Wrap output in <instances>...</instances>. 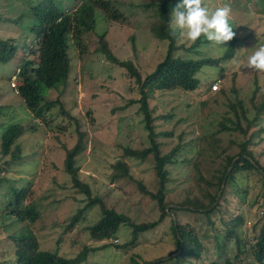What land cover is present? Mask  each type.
I'll list each match as a JSON object with an SVG mask.
<instances>
[{"label": "rangeland", "instance_id": "rangeland-1", "mask_svg": "<svg viewBox=\"0 0 264 264\" xmlns=\"http://www.w3.org/2000/svg\"><path fill=\"white\" fill-rule=\"evenodd\" d=\"M60 1L68 11L80 2ZM34 2L0 0V35L18 36L23 41V21L13 24L12 20ZM115 2L126 19L120 22L105 20L100 16L101 11H96L95 29L84 33V41L78 46L70 41L68 78L58 87L45 90V100L57 98L59 101L51 104L40 118L33 117L23 98L16 93L17 85L15 88L10 86L9 76L15 72L18 63L13 60L0 62V133L12 123H20L26 130L15 141L21 148L20 158L11 160V153L3 156L0 152V178L3 180L0 183V208L8 200V190L12 193L13 188L26 187L25 202L35 204L40 213L36 222L27 224L37 236L40 248L66 257L76 256L85 246L111 242V239L101 242L91 239L88 227L101 218L100 205L87 204L88 196L73 185L64 168L66 149L76 144L80 133L83 134V147L74 156L75 164L79 180L89 186L91 198L100 196L108 208L113 207L137 223L156 220L161 212L154 199L140 190V184L151 192L159 188L154 157L149 154L143 159L126 158L123 149L126 146L132 149L150 146L143 115L138 112L139 104L135 101L140 95L138 85L128 76L124 66L112 63L95 50L99 35L105 33L108 46L117 59L132 62L143 73L151 72L167 52V40L158 39L152 32L161 0ZM180 2L169 3L171 14ZM205 4L213 10L231 5L230 23L236 32L233 56L221 59L216 66L202 67L197 74L200 79L197 89L158 90L150 98L155 114L161 116L154 125L160 152L168 153L178 146L175 162L167 167L169 180L164 193L165 200L170 203L168 208L177 206L186 195L200 197L203 190L195 177V168L206 171L203 174L209 173V176L219 166V160L213 162L214 155L227 147L231 140L237 142L247 137L238 129H232L237 123L241 127L249 123L242 117L238 105L233 110L229 104L241 99L246 116L251 119L255 105L264 99V71L246 67L248 57L256 48L264 46V0H205ZM176 44L181 46L176 54L193 58L220 57L231 47V41L225 45L216 44L204 36L198 42L179 37ZM215 82H218V90L211 92V85ZM235 112L240 115L239 119ZM223 123L230 129H222ZM260 128L263 130L256 135L263 140L253 148L260 162L264 163V117H258L249 125L247 133ZM230 150L234 153L238 146L232 144ZM118 161L128 169L114 179L112 175ZM244 176L246 179H239L241 185L248 188L244 199L241 201L226 192L229 205H223L222 210L225 218L229 213L224 210L228 207L238 210L244 218L241 237L251 241L258 215L249 203L258 200L264 188L257 174ZM204 202L207 203V197ZM79 209L82 210L79 222L67 230V224ZM179 216L187 222L194 219L195 214L183 211ZM171 218L174 215L168 213L156 227L139 234L134 244L125 248H117L111 243L89 252L87 260L81 264H143L166 257L177 249ZM2 224L9 226L4 228ZM25 225L11 223V218L0 219V260L7 259L8 251L13 247L7 235L21 233ZM115 236L117 243L124 245L130 241L132 230L122 224ZM208 236L201 237L200 253L194 250L189 257H180L181 264H213L216 260H223V251H219L217 244L221 237L215 240L213 232ZM235 252L232 240L227 244L226 254L233 257ZM164 264L173 263L167 261ZM237 264L254 263L247 255L242 263Z\"/></svg>", "mask_w": 264, "mask_h": 264}, {"label": "trees", "instance_id": "trees-1", "mask_svg": "<svg viewBox=\"0 0 264 264\" xmlns=\"http://www.w3.org/2000/svg\"><path fill=\"white\" fill-rule=\"evenodd\" d=\"M80 2L71 11L63 7L60 0H35L27 10L20 14L19 17L12 20L13 24H20L23 21L22 32L24 40L20 41L18 36H2L0 35V62L8 63L16 61L18 63L19 73L16 81V93L23 98L26 107L34 115V118H40L44 111L50 108V105L59 99L47 101L44 98L45 90L56 88L68 78L70 70V41L78 46L84 41L83 34L93 31L96 26V11L100 10L102 17L110 21H124L126 19L123 11L118 7L115 0H79ZM178 0H161L158 3L157 19L152 26V32L160 40H167V52L165 56L156 63L155 68L151 72L143 73L139 67H135L130 61L119 60L113 55L108 43L105 39V33L98 37V43L95 50L104 54V56L112 63L124 66L128 76L133 78L138 85L139 98L135 99L139 104L138 112L142 113L143 125L148 131L150 146L138 149H132L128 146L124 147L125 157L145 158L152 154L155 161V169L159 177V188L156 192L145 189L140 184V190L154 199L160 209L158 219L147 222H135V220L124 214L117 212L113 207H107L103 199L98 196L91 198L89 186L82 183L78 178V166L75 162V154L83 147L82 137L80 133L76 144L66 149L64 158V168L71 176L73 185L88 196V205L98 203L100 205L102 216L92 226H89L91 239L95 242L106 241L100 246H85L76 256L66 257L58 254L53 250H43L39 246L37 236L27 224H33L39 218V210L33 203H26L25 197L27 188H13L11 193L8 190L6 199H8L0 208V219L11 218V223H26L21 233H13L7 235L12 240V248L8 251L9 257L0 260V264H81L87 260L88 253L97 248L105 247L111 243L115 247L125 248L129 244H134L139 234L146 230H151L162 222L164 216L172 213L171 228L175 235L177 249L170 252L166 257L147 261L143 264H164L167 261L173 264H181L180 257H189L194 250L198 254L201 250V237L209 238V232L214 233V239L219 241V251H223V260L214 261L213 264H237L242 263L245 256L251 257L252 263L264 264V189L260 193L258 200L249 203L250 207H255L258 215L255 221V234L253 240L247 241L241 237V225L244 223L243 216L236 208L226 209L224 211L229 214L225 218L223 205H229L226 192H231L234 197L241 201L244 199L248 188L242 186L239 179H243L244 175H256L259 178L261 186L264 188V163L260 162L259 156L255 154L254 148L259 141L263 140L259 132L263 130L247 133L249 125L258 119L264 117V99L255 105V113L251 119L246 116V109L241 99H237L236 103H230L229 106L237 109V105L241 109V114L249 123L246 127H241L239 123L232 127L238 129L243 135H247L245 139L240 141L231 140L227 147L221 148L214 155L213 162L219 160V166L216 167L209 176L204 175L201 169L195 168V177L201 183L200 197H190L186 195L184 200L177 206H170L166 199L165 184L168 182V166L175 162V153L178 146L171 149L168 153H161L159 142L156 140V132L154 130L155 121L161 117L155 114L154 108L150 104V98L158 90L182 89L184 91H193L198 88L200 79L197 76L204 66H216L223 58H231L233 56V42L231 47L220 57H183L176 54L181 48L176 44L179 34H172L170 27L171 12L169 3H175ZM4 20V19H3ZM26 20L27 22H24ZM21 32V33H22ZM30 33V34H29ZM202 37V36H201ZM200 37V38H201ZM197 39V42L200 40ZM82 46V45H81ZM194 46V45H193ZM80 48V47H79ZM183 48V46H182ZM14 73V72H13ZM11 75L9 76L10 79ZM133 100V102H135ZM237 119L240 115L235 112ZM222 129H230L226 124H221ZM25 128L20 123H12L3 128L0 133V152L3 156L11 153V160L20 158L21 148L15 141L25 132ZM238 146V150L231 152V145ZM180 146V145H179ZM182 146V145H181ZM233 165L226 175V172ZM198 163H195V166ZM116 172L112 177L117 179L122 173L127 172V166L118 161L115 166ZM226 175V176H225ZM225 177L224 186L221 188ZM246 179V177H245ZM0 178V183L2 182ZM200 189V188H199ZM200 189V190H201ZM221 190L220 194L219 191ZM207 197V203L204 202ZM257 204V205H256ZM233 210L232 211H230ZM81 209L77 211L70 219L66 229L70 230L79 222ZM194 213V219L183 222L179 216V212ZM197 215V216H196ZM127 225L132 230V237L124 245L113 242L118 238L115 233L120 225ZM9 225L2 224L1 227ZM234 241L236 252L233 257L226 254L227 244ZM247 245L249 252H247ZM193 251V252H192ZM180 260V261H179Z\"/></svg>", "mask_w": 264, "mask_h": 264}, {"label": "clouds", "instance_id": "clouds-1", "mask_svg": "<svg viewBox=\"0 0 264 264\" xmlns=\"http://www.w3.org/2000/svg\"><path fill=\"white\" fill-rule=\"evenodd\" d=\"M231 12L230 4L213 10L205 4V0H181L171 14L172 34L178 33L180 38L186 37L193 42L204 36L208 41L225 45L236 36L230 23ZM246 67L264 71V46L256 48L248 57Z\"/></svg>", "mask_w": 264, "mask_h": 264}, {"label": "built area", "instance_id": "built-area-1", "mask_svg": "<svg viewBox=\"0 0 264 264\" xmlns=\"http://www.w3.org/2000/svg\"><path fill=\"white\" fill-rule=\"evenodd\" d=\"M18 72H19V68L16 69V72L10 78V86H12L13 88L16 87V80H17ZM217 90H218V82H215L211 85L210 91L215 92ZM112 241L118 242L117 239H113Z\"/></svg>", "mask_w": 264, "mask_h": 264}, {"label": "water", "instance_id": "water-1", "mask_svg": "<svg viewBox=\"0 0 264 264\" xmlns=\"http://www.w3.org/2000/svg\"><path fill=\"white\" fill-rule=\"evenodd\" d=\"M237 158H238V156H236V157L233 159L231 165L229 166V168H228V170H227V172H226V175H227L228 172L230 171V169H231V167H232V165H233V162H234ZM226 175H225V176H226ZM224 181H225V177H224V179H223V182H222L221 188L224 186ZM220 192H221V190L219 191V194H220Z\"/></svg>", "mask_w": 264, "mask_h": 264}]
</instances>
